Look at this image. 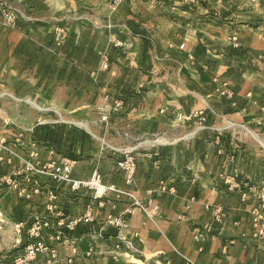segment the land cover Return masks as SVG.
<instances>
[{"label": "crops", "instance_id": "crops-1", "mask_svg": "<svg viewBox=\"0 0 264 264\" xmlns=\"http://www.w3.org/2000/svg\"><path fill=\"white\" fill-rule=\"evenodd\" d=\"M9 1L32 18L14 28L0 23V117L7 119L0 126V136L7 137L0 139V147L7 142L15 150L7 161L24 171H18L10 186L12 202L0 207V232L10 233V245L22 251L40 218L49 217L55 229L62 217L82 218L53 243L55 255L41 253L33 264H184L185 256L197 264H264V237L256 234L253 219L261 206L258 192L248 189L244 198V187L230 186L264 181L262 157L224 144L225 130L218 128L212 129L211 142L199 134L172 145L139 142L129 147L132 139L156 135L174 121L191 115L207 119V87L214 93L221 87V82L208 85L204 75L194 93L187 89L190 93L179 98H161L167 92L163 85L176 91L175 82L160 78L165 62L176 68L178 79L189 72L186 55L202 65V73L231 68L240 73L253 66L264 71L261 26L250 27L244 19L246 24L236 25L240 5L233 1ZM57 26L67 29L62 46L54 42ZM115 39L125 44L116 46ZM103 51L111 57L104 70ZM247 81L232 79L236 96ZM250 84L248 90L254 87ZM133 91L132 97L128 93ZM109 92L122 96L125 107L101 125L97 107ZM232 100L236 106V97ZM3 104L8 105L4 113ZM125 131L130 140L113 137ZM129 149L136 162L130 182L127 170L118 165L121 152ZM65 159L73 161L74 180H90L97 172L103 184L122 192L110 189L96 196L94 188L74 189L71 182L27 165L42 169ZM127 193L158 209L148 215ZM217 206L226 211L222 221L214 219ZM109 215H123L126 225L106 224ZM195 227H202V239L195 237Z\"/></svg>", "mask_w": 264, "mask_h": 264}, {"label": "rangeland", "instance_id": "rangeland-1", "mask_svg": "<svg viewBox=\"0 0 264 264\" xmlns=\"http://www.w3.org/2000/svg\"><path fill=\"white\" fill-rule=\"evenodd\" d=\"M218 1L223 4L231 3L233 1L234 3L238 4L237 6L240 5L238 12L240 13L239 19H241L240 20L241 22L240 21L237 22L236 25L238 24L239 26V24H246L247 22H243L245 20L248 21L249 23L248 26L250 27L261 26V31H264V0H218ZM3 2L7 4H11L14 7H16L20 15L18 16V19L14 24L8 23L5 20L4 16L0 15V23H3L6 26L14 28L22 20L32 19L31 16L28 15L27 10L23 9L20 6H17L16 4L14 5L9 0H0V10L3 6ZM21 13H23L24 16H22ZM100 16H104V14L100 13ZM1 26L2 25L0 24V31L4 32ZM53 38H54V32H53ZM185 48L187 49V45L185 46ZM186 58L189 60L190 66L188 68L189 72H187L186 77L183 78L181 77L182 79H185L184 84L183 82L180 83V81L182 80L181 78L178 79L177 77H175L174 73L176 71V68L172 69L174 66L165 62L166 68L161 72V74L164 76L161 75L160 78L161 79L165 78L164 81L169 80V82L173 84L175 82L176 91L174 93L173 92L171 93L173 88L171 86L163 85L161 89L167 92L164 94L161 93L159 95L161 98L168 97L175 99L174 97L179 98L178 95H182L184 92L190 93L187 89H190L194 93L195 90H198L200 88L199 77L202 78L204 75L207 76L205 81H208V85H210L211 82L213 83L221 82V84H219L221 87L218 88V92L214 93L215 89L209 86L207 87V95L209 99L208 102L209 105H212L211 107H209L208 105L207 108L205 109V113L207 114V119H205V117L201 115L200 116L191 115L186 119L174 121L170 125L166 124L165 126H163L165 127V129L159 131V133L156 135H145L136 140L132 139V143L131 145H129V147L130 146L134 147V145L139 142L142 144L146 143L152 145H158V144L172 145V143H177L180 141H189L194 138H198L199 134L203 135V138H205L208 142H211L215 138V136H213L212 134L213 131L212 129L218 128L220 131L225 130L224 134H226V136L221 137V139L224 140L223 142L224 144L225 143L231 144V146L236 151L242 150L241 153L247 154L252 158L262 157L264 163V108H263L264 107V71L263 69L261 67L253 66L250 68L241 69L240 73L235 72L236 68L234 69L231 68L230 71L224 70L220 72V74L219 72L216 73V71L213 73L210 71H208V73H202L204 68L202 67V65L198 63L197 60L193 58L190 59L187 55ZM186 58L184 56H180L179 59L182 60L183 63H187L185 61ZM242 74L243 76L240 77ZM240 78H242V80L247 79L248 81L245 84L246 86L243 85L239 86L238 92L240 93V95L236 96L235 94L236 89H233V87H231L232 84L231 81L232 79L240 80ZM178 83L181 86H179ZM186 83L188 86L186 85ZM249 83H252L250 84V86L253 85L254 87L248 90L247 88L249 86L247 85H249ZM226 87H228V89L232 91L231 97H228L226 94H222V89L223 88L226 89ZM132 93H134V91L129 92L128 94L133 97L135 94ZM105 95H110L112 97H121L124 100L122 96L114 95L110 92L103 94V98ZM233 97H236V101H237L236 106L232 105ZM211 101L213 102L217 101V102L212 103ZM100 104L97 107V111L101 114V120H100L101 122H99V124L103 122L109 123L111 121V118L108 121H104L102 119V111L100 109ZM216 105L221 109L220 111L217 110L218 107L217 109H214ZM124 107H125V100H124ZM1 108L3 109V113H4V109H7L8 105L3 104L1 105ZM122 110L114 113L112 116L121 113ZM214 110L216 111L217 115L214 114ZM198 112L195 114H199ZM200 117H202V119H200ZM19 121H23V119H20ZM0 123H1L0 126L4 127V125L7 123V119L0 117ZM93 123L94 122L92 121V124ZM255 133H257V135H255ZM113 137L118 140L121 139V141L122 140L127 141L125 140L126 138L129 140L131 139V135L129 131H125L124 133L120 132V134L114 132ZM4 138L7 139L6 136L5 137L0 136V139L4 140ZM8 149L9 148L7 147V142H4L0 147V207L1 209L7 207L9 201L12 202L11 194H13V192L12 189H10V186L12 184V181L14 180V177H16L15 175L18 174V171L23 169V166L21 168H19L18 165L14 167L11 162L7 161V154L10 153L9 155L14 157L13 151H15L12 149L9 150ZM126 152L128 155L134 156L132 150L130 149L124 150L121 152V158L118 160V162L122 158H124ZM23 172L24 171L22 170L20 173ZM9 198L11 199L8 200ZM1 223L2 222L0 221V228H1ZM10 237H11L10 233L0 232V264H12L13 259L17 257L20 253H22L25 248L24 247L23 250L21 251V248L12 247L9 243L11 239ZM28 238L29 239H27L26 245L29 243L30 240L29 236Z\"/></svg>", "mask_w": 264, "mask_h": 264}, {"label": "built area", "instance_id": "built-area-1", "mask_svg": "<svg viewBox=\"0 0 264 264\" xmlns=\"http://www.w3.org/2000/svg\"><path fill=\"white\" fill-rule=\"evenodd\" d=\"M22 16H24L23 13H21ZM0 15L4 16L5 20L10 23L14 24L19 14V11L16 7H14L11 4H7L3 2V6L0 10ZM67 38V29L64 26H57L54 30V41L58 46L64 45ZM233 40L236 41V45H238L237 40L238 37L234 36ZM114 44L116 46H123L124 42L119 39H115ZM184 45L182 44L181 47ZM102 55V62L100 65L101 69H107L110 66L111 57L110 55L103 51L101 53ZM94 76H96L97 72L92 73ZM225 88V87H224ZM223 88V89H224ZM222 89V94H226L228 97L232 96V92L226 87V89ZM124 107V100L121 97H112L110 95H105L103 98L102 103L100 104V109L102 111V119L104 121H108L110 117L122 110ZM28 165L34 170H40L43 173H47L54 177L57 180H63L68 181L72 183V186L74 189H79L82 186H87L90 188L96 189V196H102L104 195L108 190L116 189L114 186H107L103 184L100 180V176L97 172H94L92 175V178L87 181H80V180H74L71 177V172L73 168V161L70 159H65L60 165H53V166H46L42 169H39L37 167H33L30 162H27ZM118 165L127 170L128 172V180L129 182L133 179L134 170H135V159L133 156L128 155L127 152L119 162ZM234 188L244 187L243 197L246 198L249 190L248 189H255L254 191L258 192L259 198L261 199V206L254 210L253 212V219L255 226L257 228V235L260 237H264V181L258 184H250L245 183L243 185L241 184H233L230 185ZM119 192H122L118 190ZM130 196L134 198V202L136 205L140 206L148 215L151 211H155L158 209L157 204L151 203L150 207L149 205H143L132 193H127ZM52 199L56 197L55 195H51ZM54 203L51 202L49 205V209L51 211L54 210ZM151 209H150V208ZM214 219L216 221H222V219L226 215V211L222 206H217L214 210ZM82 221V218L77 219H69L62 217L59 224L60 227L55 229L53 228V223L51 222V219L48 217L40 218L31 227L29 231L30 240L29 243L25 246L22 253H20L17 257L13 259L12 264H33L34 261L37 259L38 255L41 253L50 252L53 255H55V247L53 246V243L56 241H60L63 237L67 235V230L75 229L76 225ZM127 223V219L123 215H109L106 219V224L111 225L115 228H122ZM46 236V240H43V236ZM204 236V233L202 231V227H195V237L197 239H202ZM185 263L184 264H197L195 261H193L191 258L185 256Z\"/></svg>", "mask_w": 264, "mask_h": 264}]
</instances>
